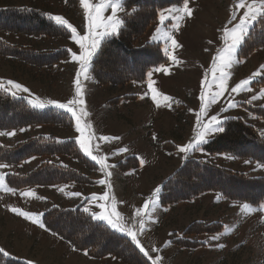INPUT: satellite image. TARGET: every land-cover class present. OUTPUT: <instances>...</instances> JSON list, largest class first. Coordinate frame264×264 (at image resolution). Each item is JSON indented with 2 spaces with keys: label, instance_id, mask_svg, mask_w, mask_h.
<instances>
[{
  "label": "rangeland",
  "instance_id": "374dc122",
  "mask_svg": "<svg viewBox=\"0 0 264 264\" xmlns=\"http://www.w3.org/2000/svg\"><path fill=\"white\" fill-rule=\"evenodd\" d=\"M121 1L123 0H120L115 14L118 19L124 11ZM100 2L101 0H87L89 8L85 9L79 0L77 11H71L65 5V0H0V8L32 6L41 9L47 16L61 15L76 28L78 36L84 37L89 36L90 17H96V5ZM254 2L259 3L260 0H187L188 7L192 9L191 15L179 11L183 9L185 0L179 5L161 9L137 42H159L166 61L152 68L144 82L112 86L99 84L88 71L81 75L85 99L82 107L87 113L81 122L82 125H89L85 135H93L90 141L93 154L104 156L107 164L115 166L107 169L111 173L107 178L111 187L98 182L105 179L104 172L82 150L86 158L96 164L95 169H88L62 154L32 156L22 163H3L8 165L0 169V173L5 176L9 172L26 173L39 162L47 160L77 169L94 181L93 184L69 182L49 187L32 185L15 189L13 193L7 190L9 187L4 179L0 185V244L11 256L24 260L27 264H88L66 241L14 213L11 208L42 214L53 206L76 207L82 203V208L85 205L89 209L87 213L92 215L101 211L98 204L104 201L87 198L108 191L113 197L107 202L108 210L111 211L114 205L116 210L120 209L131 216L133 221L130 223L129 220L131 225L125 223L126 226L138 232L141 245L156 260V264H264V202L250 205L225 199L216 192H206L192 200L164 206L159 204L158 197H155V207L150 203L154 199L152 192L161 187L163 180L187 158L212 162L217 166L243 172L247 176H264V165L248 158H236L227 153H208L203 149L190 152L185 158V154L180 153L177 147L188 143L195 135L198 115L205 122L212 115H218L222 122L225 117L239 118L264 135V117L247 109H264V75L255 76L246 91L228 96L230 87H234L239 81L252 77L253 73H264V45L253 49L246 57L237 55L243 36L252 22L264 16V13L247 24L245 33L236 45L231 66L225 69L229 73L225 95L210 104L205 113L199 111L201 90L205 91L206 96L218 90L217 81L213 77L219 75V71L214 72L213 61L215 60L218 68L220 57L227 55L225 50L232 43L231 29L239 23L246 10L236 8L234 13L235 5ZM161 13L167 17L163 22L160 20ZM174 14L182 15L177 27H173ZM112 15L111 7L100 12L96 20L99 31L105 30L107 17ZM68 31V37H36L0 30V39L16 46H32L43 51H55L62 47L68 50V56L53 63L51 68L36 67L0 55V81L6 84L8 80H12L27 87L32 96L19 91L16 95L24 96L28 102L33 97H39L42 101L56 100L65 103L72 99L75 96L73 80L79 63L72 61L71 52L79 55L80 48L71 38V31ZM95 31L93 28V34ZM173 39L179 47L172 46ZM85 43L90 44L91 39L85 40ZM172 56L176 57L175 61L171 59ZM158 68L162 70L157 71ZM165 96L170 100L165 101ZM253 96L257 97L256 100H252ZM230 99L237 101V106L228 109ZM222 109L227 110L221 111ZM20 129L0 130V133H15L13 136L0 135V144L13 145L38 134L51 133L61 140H75L79 135L74 119L71 127L40 124L25 127L23 132ZM103 136L119 139H98ZM121 148L126 151H119ZM128 156L138 160L139 166L122 171L116 164L128 163ZM60 188H65V191L61 192ZM22 191H32L35 195L23 197L20 195ZM66 192H79L81 196L70 197ZM138 211L145 221L143 230L140 229V220L137 218ZM127 220L124 218L125 222ZM193 222L216 223L221 228L215 232L185 233ZM216 236L219 239H213ZM181 239L196 244L188 247L172 241ZM104 264L123 263L109 258Z\"/></svg>",
  "mask_w": 264,
  "mask_h": 264
},
{
  "label": "trees",
  "instance_id": "16d2710c",
  "mask_svg": "<svg viewBox=\"0 0 264 264\" xmlns=\"http://www.w3.org/2000/svg\"><path fill=\"white\" fill-rule=\"evenodd\" d=\"M183 0H123L124 8L120 14L122 24L117 32L106 36L93 54L88 68L89 74L99 84L112 86L125 85L130 82H144L148 72L166 61L159 42L137 40L145 33L157 17L159 11L170 5H179ZM66 3V2H65ZM79 0H68L65 4L71 11H77ZM0 30L10 33H23L36 37H68L70 32L56 25L44 11L34 7L0 8ZM264 45V16L252 22V26L243 36L238 48V57H246L253 49ZM0 55L12 57L36 67L51 68L53 63L68 56L65 47L55 51L37 50L32 46L8 43L0 39ZM254 114L264 117V109L247 108ZM52 124L71 127L72 119L68 114L56 109L33 108L24 96H13L0 89V130L25 128L31 125ZM225 131L216 133L202 149L208 153H227L236 158H248L264 165V135L256 128L239 118H227L221 125ZM64 141L57 143L56 141ZM66 155L95 169L78 148L74 139H58L53 134H38L27 137L13 145L0 144V162L22 163L32 156ZM128 163L119 162L122 171L137 168L138 160L127 157ZM50 162V163H49ZM66 167H63V166ZM68 165L53 161L39 162L26 173H6L5 182L9 188L20 189L27 186H53L59 184L94 183L88 176ZM161 192L157 196L160 205L174 204L192 200L199 194L216 192L228 200L257 205L264 202V176H247L224 166L187 158L161 183ZM123 218H129L121 214ZM45 229L55 233L73 249L87 252L91 258L109 256L123 264H151L143 253L124 233L110 228L106 223L95 219L85 212L82 203L76 207L53 206L41 214ZM221 228L216 223L202 224L193 222L185 231L215 232ZM176 244L195 246L186 239L172 240ZM0 264H27L24 260L0 252Z\"/></svg>",
  "mask_w": 264,
  "mask_h": 264
},
{
  "label": "snow or ice",
  "instance_id": "6c2138e0",
  "mask_svg": "<svg viewBox=\"0 0 264 264\" xmlns=\"http://www.w3.org/2000/svg\"><path fill=\"white\" fill-rule=\"evenodd\" d=\"M67 3L68 0H65ZM81 2L84 5L85 9L89 8V4L87 3V0H81ZM120 6V0H101L99 4L96 5V17H90V24H89V36L80 37L77 35L76 28L63 16L61 15H49V19L52 20L56 25L60 27H64L71 31L72 33V39L79 45L80 52L79 55L76 54V52H71V58L72 61L79 63V68L75 73V77L73 80L74 86H75V96L65 102H58L56 100H47L42 101L39 97H33L29 100V104L36 109H56L61 111L62 113L68 114L71 119H74L75 121V128L76 131L79 133V135L75 138V143L78 145L79 149L83 151V153L91 158L94 162H96L97 165L100 166V170L104 172L105 179H101L98 182L101 185H107L108 187H111L110 183L108 182V177L111 175L110 172L107 171L110 167H115L114 165L107 164L106 158L104 156L100 155H94L93 154V148L90 146V141L93 139L92 134L85 135L87 128L89 125H82V117L87 115V113L84 110V107H82L85 104V99L83 98L82 93V82H81V75L84 73H87L89 68V62L92 59L93 54L96 52L97 48H99L101 39L105 36L112 35L117 32L118 28L122 24V21L118 18H116V12L118 7ZM107 7H111L112 9V16L107 17L108 24L105 26L104 31H99V26L96 24V20L99 18L100 12L104 10ZM236 8L246 9L244 11L243 16L240 18L239 23L231 29L232 33V43L228 45L226 48L227 55L220 57V64L217 68V65L215 63V60L213 61V70L219 71V75H214L213 79L217 81L216 83V90L215 92L208 93L207 96L205 94V91L202 89L200 93V113H205L208 109V106L212 103H215L218 98L225 95L226 91V81L228 79L229 73L225 71L226 68L231 66V62L233 60V55L235 53L236 45L240 42V39L242 38L243 34L246 31L247 24L251 23V21L255 20L257 18V15L264 13V0H260L259 3H252V4H246V3H238L235 5L233 12L235 13ZM182 14L191 15L192 9L188 7L187 0H185L183 9L179 10ZM167 17L161 13L160 20L163 22ZM182 18V15H173L172 19L175 21L173 24V27H177L179 20ZM233 19H235V15H233ZM93 28L96 29L95 34H93L92 30ZM237 30H239V35H237ZM227 31V30H226ZM91 39L90 44H86L85 40ZM172 46L173 47H179L176 40H172ZM71 51V50H69ZM172 60H176L175 56L171 57ZM162 69H157V71H160ZM257 75H264L262 72L253 73L252 77H249L248 79H243L235 84L234 87H230V90L228 91V96L231 97L232 94H237L243 91H246L249 88L250 81ZM149 76H151V73H149ZM203 83L207 84V81H203ZM0 89L6 90L11 92L13 96H16L17 91L22 93H28L29 96H32L30 93V90L27 87L22 86L20 83L14 82L12 80H8L5 84L4 81H0ZM15 89L16 91H13ZM153 92L155 90L153 89ZM256 96L252 97V100H256ZM153 99L155 100L156 97L153 95ZM165 101L170 100L169 97H164ZM237 106V101L235 100H229L228 102V109L234 108ZM227 109H222L221 111H225ZM207 119V118H206ZM227 119V117H225ZM222 121L218 119V115H212L210 119H207V122L204 120H201L197 118V125L195 128V135L191 138V140L182 145L177 146L178 151L180 153L185 154V158H187V154L194 151L202 150V145L208 143V140L210 136L214 133H222L225 131V129L221 126ZM21 132L25 131L24 128L20 129ZM15 133L10 131L7 133H0V135H7V136H13ZM155 138V137H154ZM98 139L102 141H108L109 139H119L118 137L110 138L108 136L98 137ZM57 143H63L64 141H56ZM119 151L125 152V148H121ZM32 159H35L33 157ZM50 163V162H49ZM63 166V165H62ZM8 165L0 163V169L6 168ZM66 167V166H63ZM5 179V174L0 173V185L3 184V181ZM66 187V186H65ZM9 192H15L16 190L14 188H8ZM61 192L65 191V188L59 189ZM161 192V188L157 187L152 192V199L150 201L151 205L155 207L157 205V200L155 197H157ZM66 195L70 197H80L81 193L79 192H66ZM23 197H29L35 195L32 191H22L20 193ZM89 200L96 199L98 201H104V203H99L98 207L101 209V211L92 213V216L95 219H98L100 221H105L107 225H109L112 229L117 230L120 233H124L126 237L130 238L131 242L135 244V246L139 249L141 253L149 260L151 261V264H156V260H153L150 256L149 252L145 251V248L141 245L140 240L138 239V232L133 231L132 228L127 227L124 221V218L121 216V214L116 210V207L113 205L111 208V211L108 210L107 202L113 197L109 195L108 191H105L102 195L96 196L93 194L92 197L87 198ZM149 202H146V204ZM11 211L14 213H18L22 215L25 219L31 220L33 223L38 224L39 227L45 228V223L41 219V214H31L28 212H22L20 209H17L15 207L11 208ZM89 209L86 207L85 212H88ZM137 218L140 220V229L143 230L145 221L140 216V212H137ZM55 235V233H53ZM213 239H219L218 236L213 237ZM222 247V245H221ZM3 250L0 249V252ZM88 253L85 252V255ZM31 264V262H29Z\"/></svg>",
  "mask_w": 264,
  "mask_h": 264
},
{
  "label": "crops",
  "instance_id": "0c3cea01",
  "mask_svg": "<svg viewBox=\"0 0 264 264\" xmlns=\"http://www.w3.org/2000/svg\"><path fill=\"white\" fill-rule=\"evenodd\" d=\"M139 40H141V38L139 39ZM138 40V41H139ZM43 161H45V160H43ZM142 202H140V204H141ZM84 207V209H85V205L83 206ZM117 211H120L121 213H123V214H125V212H122V210H117ZM44 212V211H43ZM42 212V213H43ZM128 217H129V220H130V223H132V218H131V216L130 215H128V214H126ZM129 223V224H130ZM131 225V224H130ZM0 249H2L4 252H6V253H8V254H10L1 244H0ZM77 251V250H76ZM78 253H80L79 255H80V257H81V259L84 261V262H86V263H88V264H101V263H105V261H108V259L109 258H111V257H109V256H106V257H103V258H99V259H96V258H91V257H88L87 255H85V253L84 252H79V251H77ZM114 259V258H113Z\"/></svg>",
  "mask_w": 264,
  "mask_h": 264
}]
</instances>
